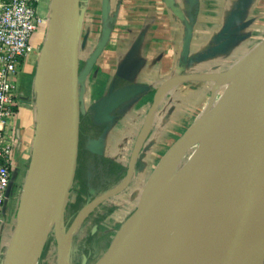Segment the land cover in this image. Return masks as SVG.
<instances>
[{
    "label": "water",
    "instance_id": "obj_1",
    "mask_svg": "<svg viewBox=\"0 0 264 264\" xmlns=\"http://www.w3.org/2000/svg\"><path fill=\"white\" fill-rule=\"evenodd\" d=\"M102 1V18H108L110 0ZM82 15L80 0H53L35 74L36 141L3 264H37L53 229L58 247L57 264H70V243L76 227L95 206L129 185L163 93L171 84L188 80L217 82L210 108L163 155L144 188L138 207L95 264H101L115 244L119 245L127 264H160L142 245V233L149 221L169 264H264V38L226 71L178 74L164 82L155 93L123 182L87 203L68 230H62L79 159L80 80L94 69L112 34L110 27L103 28L102 37L82 69ZM232 25L230 21L222 33H228ZM186 28L183 54L188 61L193 26L187 22ZM237 41L238 37H229L217 47L226 48ZM46 63L56 73L61 88L60 156L54 153L58 149L50 132L41 91ZM222 74L229 76L220 79L218 76ZM220 82L229 83L216 100ZM148 89L149 86L142 83L111 85L92 105L95 120L99 123L115 120V110ZM40 136L50 146L56 171L51 182L44 180L43 199L37 204L31 199L27 185L37 160L35 146ZM193 147H196L194 152L161 190L166 173ZM46 168L48 170L49 166ZM191 197L197 198L202 208L208 229L205 237L195 236L181 211V206ZM169 234L182 238V243L172 242Z\"/></svg>",
    "mask_w": 264,
    "mask_h": 264
},
{
    "label": "crops",
    "instance_id": "obj_2",
    "mask_svg": "<svg viewBox=\"0 0 264 264\" xmlns=\"http://www.w3.org/2000/svg\"><path fill=\"white\" fill-rule=\"evenodd\" d=\"M101 2L80 0L81 65H85L103 33ZM110 17L113 24L110 41L94 69L80 80L81 110L91 102L92 111L97 98L106 94L113 84L120 87L142 83L149 89L123 107L122 120L105 130L101 144L114 141L117 136L127 144L129 134L141 133L147 117L144 113L147 101L151 96L153 100L158 88L170 78L178 74L226 71L264 38V0H110ZM230 21L234 25L223 34ZM187 22L193 26V36L185 61ZM229 37H238V41L219 49L217 46ZM216 83L188 80L171 84L158 103L144 147L149 144L151 148L159 141L160 133L167 128L168 117L177 113V106L182 104L177 114L192 109L202 116L210 108ZM228 83L220 82V85L228 86ZM219 97L216 94V100ZM142 100L145 102L140 106L137 102ZM36 124V109L28 100L17 108L6 127L7 139L12 143L8 201L18 183L27 177Z\"/></svg>",
    "mask_w": 264,
    "mask_h": 264
},
{
    "label": "rangeland",
    "instance_id": "obj_3",
    "mask_svg": "<svg viewBox=\"0 0 264 264\" xmlns=\"http://www.w3.org/2000/svg\"><path fill=\"white\" fill-rule=\"evenodd\" d=\"M52 3L53 0H40V12L45 17H48V15L51 13ZM47 32L48 28H46L45 30L42 29L35 35L33 48L24 58L23 66L17 76L18 78L16 79L18 81V84H20L25 89L28 95V100L33 107H35L34 104L36 99L34 84L35 74L39 64V60L41 57L40 53H42ZM81 67L83 69L84 65H81ZM226 88L227 86H225V88L223 89L222 94L224 93ZM222 94L220 95V97L222 96ZM220 97L217 100H219ZM152 98L153 97L151 96V99L147 101V105L144 107V113L148 114L151 104L153 103ZM98 99L99 98H97V100ZM144 102L145 101L142 100L137 103L142 106ZM91 104V102L84 104L83 109L81 110L80 153L78 164L82 163V165L86 167V169L79 171L77 170L75 180L71 188V194L63 217L62 230L64 232L68 230L74 219V210L77 203H85V198L88 196L87 191L83 187V185L86 183L88 189L93 190L103 187L109 181L108 179L107 181H103L101 183H95L92 180L91 165L94 162V151L96 154H98V156H100L101 160H121L125 164L123 170L124 172L120 175V183H122L123 179L126 177L129 171L135 146L140 136V131L129 134L131 135V137L127 141V144L124 143V141L121 140L119 136H117L118 139H115L114 141L102 142V144L99 143L100 140L94 139V135H96L97 132L103 130L105 131L111 124L115 125L120 120H122V118L117 119V121L112 123H99L95 120V118L93 117V112L90 110ZM126 104L118 108L114 112V114L116 116L122 115V109ZM181 106L182 104L180 106H177L178 110L179 108H181ZM178 110L176 111L177 113L179 112ZM185 110L186 109H184V111ZM177 113H174L172 117H168L169 121L167 124V128L164 132L162 130V133H160L159 141L151 148L149 144H146L145 147H143V150L140 154L141 163L134 167L129 188L125 189V191H123L117 197H113V199L111 198L110 201L103 204L102 206L97 207L96 211L93 212L95 213L93 217L92 213H89L90 215H86L84 219L80 221L75 229L70 243V264H82V262L88 258L91 259L88 264H95L109 249L111 243L113 242V238L116 236L121 226L138 207L143 195L144 188L151 174L155 170L157 164L163 157V154L167 152L168 148L199 117L197 116L198 111H194L192 109L189 110L188 113L185 112L182 115ZM94 141L96 142L94 143ZM90 147H92L94 150L90 149ZM85 148L86 150H84ZM195 148L196 147H193L184 157L183 164L188 160V158L194 152ZM26 182L27 177L25 178V180L18 183L15 193L9 199V201L5 203L3 208V219L0 223V264H3L2 255L5 253L9 246L11 235L16 225L18 207ZM105 211L110 212L108 216H104L99 219L98 215ZM96 223L98 225H96V229L94 231L95 236L91 237V231ZM54 232L55 230L53 229L40 257L38 258L39 261L37 262V264H57L58 247Z\"/></svg>",
    "mask_w": 264,
    "mask_h": 264
},
{
    "label": "built area",
    "instance_id": "obj_4",
    "mask_svg": "<svg viewBox=\"0 0 264 264\" xmlns=\"http://www.w3.org/2000/svg\"><path fill=\"white\" fill-rule=\"evenodd\" d=\"M50 14L40 12V0H0V223L10 189L12 143L6 127L17 108L28 101L18 74L34 45L35 35L49 26Z\"/></svg>",
    "mask_w": 264,
    "mask_h": 264
},
{
    "label": "bare ground",
    "instance_id": "obj_5",
    "mask_svg": "<svg viewBox=\"0 0 264 264\" xmlns=\"http://www.w3.org/2000/svg\"><path fill=\"white\" fill-rule=\"evenodd\" d=\"M227 74L219 75L220 79H224ZM226 85L221 86L217 90V95L220 96L222 88ZM41 91L44 98V106L48 115V123L52 138L56 143L58 152H54L57 155L60 154V129H61V88L57 81L56 73L46 63L42 77H41ZM204 112L202 115H204ZM201 117V116H200ZM50 146L46 139L42 136L38 137L35 153L37 160L33 164V172L28 180L27 191L30 194L32 200H35L37 204L42 202L43 190L45 189L44 180L50 181L55 176L56 168L54 166V159L49 153ZM60 156V155H59ZM47 163V164H46ZM183 165V160H179L167 173L163 179L161 190L176 176L180 168ZM48 170L46 167H48ZM51 182V181H50ZM220 185L223 188V183L220 180ZM50 184V183H49ZM51 186V184H50ZM181 211L185 214L187 221L192 227L196 237H205L207 235V227L205 224L202 208L197 198H189L182 206ZM152 222L149 221L142 233V245L144 249L151 255L154 256L160 264H169L168 259L161 251L158 241L156 239ZM63 236V231L61 232ZM170 240L177 244L182 243V238L169 234ZM101 264H127L125 258L122 257L118 244H115L112 251L105 258Z\"/></svg>",
    "mask_w": 264,
    "mask_h": 264
},
{
    "label": "flooded vegetation",
    "instance_id": "obj_6",
    "mask_svg": "<svg viewBox=\"0 0 264 264\" xmlns=\"http://www.w3.org/2000/svg\"><path fill=\"white\" fill-rule=\"evenodd\" d=\"M19 85V88H20V90H23L25 93H26V91H25V89L20 85V84H18ZM27 94V93H26ZM126 104V103H125ZM116 111V110H115ZM114 111V112H115ZM93 117H94V114H93ZM114 121V120H113ZM113 121H111V123L113 122ZM102 134L101 135H98V132L96 133V135H94L95 136V138L94 139H98V140H100L103 136H104V133H105V131L103 130V131H100ZM93 139V140H94ZM147 139V138H146ZM97 141V140H96ZM96 141H94V143L96 142ZM145 143V142H144ZM144 147V146H143ZM90 149H92V150H94L92 147H90ZM142 150H143V148H142ZM142 150H141V152H142ZM141 152H140V154H141ZM80 153V152H79ZM94 153H95V151H94ZM140 155H139V157H138V159H137V161H136V164H135V167L137 166V165H139L140 163H141V160H140ZM83 161V160H82ZM92 166V171H91V175H92V180L95 182V183H101V182H103V181H107L108 179H109V181L107 182V184L106 185H104L103 187H101V188H98V189H93V190H90V189H88L87 190V197L85 198V203L84 202H80V203H77V205L75 206V210H74V213H75V216H74V219L76 218V216L78 215V213L80 212V210L83 208V207H85V205L87 204V203H89V202H91L92 200H94L95 198H97L98 196H100L101 194H103V193H105V192H107V191H109V190H112V188L114 189V188H116L119 184H121L120 183V180H121V178H120V175L124 172L123 170H124V167H125V164L121 161V160H94V162H93V164L91 165ZM84 169H86V167H84L83 165H82V163L81 164H78L77 165V170L79 171V170H84ZM76 173H77V171H76ZM124 180V179H123ZM123 182V181H122ZM130 183H131V181H130ZM130 183H129V185L125 188V189H127V188H129V186H130ZM87 187V186H86ZM88 188V187H87ZM125 189L124 190H122V191H120V192H118L117 194H115V195H113V197H117L119 194H121L123 191H125ZM102 190V191H101ZM113 197L111 196V197H109L108 199H106V200H104V201H102L101 203H99L97 206H95L89 213H92V217H93V215L95 214V213H93V212H95L96 211V209H97V207H100V206H102L103 204H105V203H107L108 201H110L111 200V198L113 199ZM8 202V198H7V200H6V203ZM89 213H87V215H90ZM110 212L108 211H105V212H103V213H101L100 215H98L99 216V219L101 218V217H104V216H108V214H109ZM73 219V220H74ZM99 219H98V221H99ZM73 222V221H72ZM72 224V223H71ZM96 225H98L97 223L94 225V227H93V229H92V234H91V237H94L95 236V229H96ZM91 259H86L85 261H83L82 262V264H88V262L90 261Z\"/></svg>",
    "mask_w": 264,
    "mask_h": 264
},
{
    "label": "trees",
    "instance_id": "obj_7",
    "mask_svg": "<svg viewBox=\"0 0 264 264\" xmlns=\"http://www.w3.org/2000/svg\"><path fill=\"white\" fill-rule=\"evenodd\" d=\"M103 21H104V29H107L109 27L111 29L113 28L112 27L113 24H112V21H111V17L110 16L108 18H103ZM92 112L94 114L93 109H92ZM119 118H120V115L116 116V118H115V120L113 122L117 121V119H119ZM101 134H102L101 132H98V135H101ZM84 150H86V148ZM94 160H101L100 159V156H98V154H96V153H94ZM82 185H83V182H82ZM83 187L86 189V191L88 190V188L86 187V183L83 185ZM4 257H5V253L2 255V260L4 259Z\"/></svg>",
    "mask_w": 264,
    "mask_h": 264
}]
</instances>
